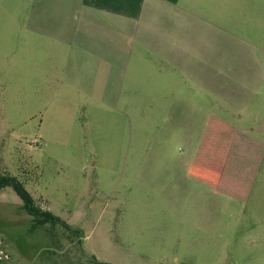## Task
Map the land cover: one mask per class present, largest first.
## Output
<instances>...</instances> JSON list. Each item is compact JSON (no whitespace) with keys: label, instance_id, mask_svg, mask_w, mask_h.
Instances as JSON below:
<instances>
[{"label":"rangeland","instance_id":"374dc122","mask_svg":"<svg viewBox=\"0 0 264 264\" xmlns=\"http://www.w3.org/2000/svg\"><path fill=\"white\" fill-rule=\"evenodd\" d=\"M8 3L0 0V173L84 237L64 238L58 226L29 232L31 217L6 188L0 264H264V150L240 157L249 170L237 187L220 185L203 151L213 142L203 115L225 107L177 106L164 123L145 103L127 107L114 102L119 93L72 83L66 56L26 49ZM230 121L264 145L261 101Z\"/></svg>","mask_w":264,"mask_h":264},{"label":"crops","instance_id":"0c3cea01","mask_svg":"<svg viewBox=\"0 0 264 264\" xmlns=\"http://www.w3.org/2000/svg\"><path fill=\"white\" fill-rule=\"evenodd\" d=\"M8 2L26 49L66 56L72 83L119 93L114 102L127 107L145 103L164 123L177 106L225 107L203 115L220 185L237 187L249 170L240 157L263 152L230 120L264 105V0Z\"/></svg>","mask_w":264,"mask_h":264},{"label":"trees","instance_id":"16d2710c","mask_svg":"<svg viewBox=\"0 0 264 264\" xmlns=\"http://www.w3.org/2000/svg\"><path fill=\"white\" fill-rule=\"evenodd\" d=\"M6 188H11L13 190L16 196L20 199L23 210L31 217L29 232L45 229L46 226H50L49 232L53 235L55 228L58 226L62 229L61 234L64 235V238L75 237L79 239L80 244L82 243L84 234L79 228L67 224L50 211L42 210L37 207L32 196L20 181L9 174L0 173V191L5 190ZM79 251L82 254V248H80ZM90 260L92 264H109L96 260L94 256H90Z\"/></svg>","mask_w":264,"mask_h":264}]
</instances>
